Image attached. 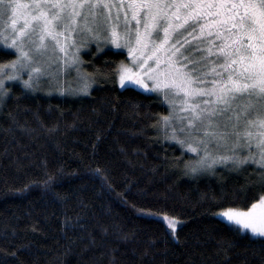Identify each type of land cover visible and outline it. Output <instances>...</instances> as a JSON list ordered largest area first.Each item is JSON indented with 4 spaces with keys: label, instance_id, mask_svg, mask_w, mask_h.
<instances>
[{
    "label": "trees",
    "instance_id": "trees-1",
    "mask_svg": "<svg viewBox=\"0 0 264 264\" xmlns=\"http://www.w3.org/2000/svg\"><path fill=\"white\" fill-rule=\"evenodd\" d=\"M95 50L82 54V74L91 83L87 94L52 92L45 83L36 91L22 90L19 81L5 83L10 95L0 100V264H223L221 240L234 245L227 264H264V238L236 235L213 215L258 201L264 169L248 160L185 174V162L201 155L166 139L158 123L170 113L164 98L119 87L114 70L128 55ZM14 58L0 47V63ZM96 168L104 170L112 190L93 175ZM58 169L51 189L36 184L12 191ZM165 216L176 219L175 235ZM124 233L135 238L125 240ZM146 247L148 256L141 259Z\"/></svg>",
    "mask_w": 264,
    "mask_h": 264
},
{
    "label": "snow or ice",
    "instance_id": "snow-or-ice-1",
    "mask_svg": "<svg viewBox=\"0 0 264 264\" xmlns=\"http://www.w3.org/2000/svg\"><path fill=\"white\" fill-rule=\"evenodd\" d=\"M79 34L128 49L132 66L120 63L114 70L122 87L149 90L148 81L150 90L162 94L174 112L179 105L184 115L178 119H186L187 125L179 128L180 135L172 128L166 139L197 155L203 151L199 159L185 162V174L197 175L229 160L237 165L252 160L264 169V0H0V43L16 55L0 63V100L10 95L5 81H19L22 90L36 91L42 78L49 77L52 87L59 71L79 62L75 41ZM49 44L53 55L57 51L62 55L55 59L47 55ZM57 63L62 67L50 71ZM25 72L28 79L22 78ZM81 79L76 89L57 81L56 90L87 94L91 86L87 74ZM171 119L172 113L158 123L167 131ZM213 141L218 147L231 144L233 155H214L209 150ZM238 148H247L249 155L241 159L235 155ZM179 163L178 158L175 164ZM61 172H46L45 179L12 191L24 192L36 184L51 189ZM92 172L112 190L103 169ZM139 213L155 215L144 209ZM213 215L225 218L236 235L248 230L264 238V195L247 210L227 207ZM164 219L175 235L176 219ZM70 220L65 224L71 226ZM134 238V233L123 234L125 240ZM217 244V255L224 253L227 264L228 249L234 245L223 240ZM10 255L15 257L16 252ZM147 256L146 247L141 259Z\"/></svg>",
    "mask_w": 264,
    "mask_h": 264
},
{
    "label": "rangeland",
    "instance_id": "rangeland-1",
    "mask_svg": "<svg viewBox=\"0 0 264 264\" xmlns=\"http://www.w3.org/2000/svg\"><path fill=\"white\" fill-rule=\"evenodd\" d=\"M132 24L134 25L135 24V21H133ZM178 39H179V37H178ZM75 41H76V45L78 46V58H79V62L77 64L68 66L63 71H59L58 76L55 78V80L52 81L53 86L50 87V89H51L52 92L60 93L58 90H56V82L57 81L60 83V85H62L65 88L76 89V88H78L80 86V84L83 82L82 79H81V77L83 76V74H82V70H83L82 69L83 68V60H82V58H83V55L82 54H83V52H85V54H86L87 53V50L89 49V51H90L91 48H93L94 50L97 49L98 47L100 49L101 48H110V49H115V50H122V51L126 52V54L128 55L126 64L129 67L132 66V58L129 56L128 49L127 48L117 49L110 42H107L106 43L103 39H100V40L92 39L90 36H87V34H79V35H77L75 37ZM0 47L4 48L6 50H10V51H12L15 54V50L14 49L6 48L3 45V43H0ZM52 47H53V45L52 44H49V53L47 55L52 56L53 59H55L56 56H58V55H62V54L58 53V51H57L56 55H53V53L51 51ZM71 51H76V48H72ZM191 51H192V48H189L188 49V52H191ZM188 52H186L185 55H188ZM14 59H16V55H15V58ZM38 59H44V58H38ZM61 67H62V65H60L59 63H57V64H55V65L52 66V68L50 69V71L57 72L58 69L61 68ZM21 75H22V78L23 79H28V76H27V73L26 72L25 73H22ZM211 78H212L211 76L208 77L209 80ZM49 79H50L49 77L42 78V83H45V85H48L49 86ZM6 82H8V81H5V83ZM146 83L149 86V90H145L144 88H140L138 86H132V85H130V86H132L133 88H135V89H137L139 91H142L144 93H152V94L157 93V92H153V91L150 90L151 89V82L146 81ZM117 84H118L119 87H122L120 85V82H119V77L117 79ZM78 94H83V93L82 92H78ZM158 94L163 97L162 94H160V93H158ZM65 95H72V94H65ZM165 103H166V105H167L170 113H172V124L173 123L174 124L172 126L171 123H170V126L171 127L169 126V129L167 131H165L164 128L163 129H164V131L168 135H170L171 134V129L172 128H176L178 130L177 131V134L180 135L179 128L182 127V126H186L187 125V120L185 119V120H183L181 122V120L178 119L179 116H183L184 115L183 113H180L179 112V105H177V109L174 112L173 111V108L166 101H165ZM200 147L202 148L203 146H200ZM209 150L214 155H219V156H223V155H233V152L231 151V144H229L227 146L218 147L217 144L215 143V141H213V142H211L209 144ZM252 151L253 152L256 151L255 147L252 148ZM199 154L202 156L203 155V151L201 150L199 152ZM235 155L242 156L241 159H243L244 157H246V156L249 155V150L247 148H238V149H236ZM250 161H252V160H250ZM225 162H227V163H230V162L235 163L234 160H229V161H225ZM245 210H247V209H245ZM218 218L221 219V220L226 221L225 218H222V217H218ZM244 232H246L247 234H249L252 237H259V236H253L252 233L250 231H248V230H244ZM259 238H261V237H259Z\"/></svg>",
    "mask_w": 264,
    "mask_h": 264
}]
</instances>
